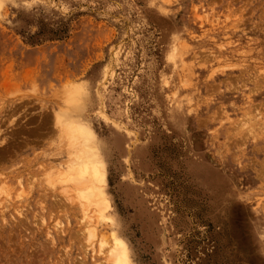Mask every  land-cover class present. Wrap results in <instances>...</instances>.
Here are the masks:
<instances>
[{
  "label": "rangeland",
  "instance_id": "1",
  "mask_svg": "<svg viewBox=\"0 0 264 264\" xmlns=\"http://www.w3.org/2000/svg\"><path fill=\"white\" fill-rule=\"evenodd\" d=\"M83 142L107 211L60 181ZM114 236L264 264V0H0V264H110Z\"/></svg>",
  "mask_w": 264,
  "mask_h": 264
},
{
  "label": "bare ground",
  "instance_id": "2",
  "mask_svg": "<svg viewBox=\"0 0 264 264\" xmlns=\"http://www.w3.org/2000/svg\"><path fill=\"white\" fill-rule=\"evenodd\" d=\"M71 122L72 121H68L67 122L68 124L66 125L72 130L75 136L76 134L78 136H82L81 132H78V133L76 132L75 123L73 122L71 123ZM89 136L90 135L87 134L85 137V140H88ZM78 146L79 144L77 145V147ZM75 152L76 151H74L73 153L74 155H76V157L75 156L73 157H75L76 160L68 164L65 170L58 172L59 174L62 175L60 181L63 180L64 182H67V181L70 182L74 186L76 190L75 192H77L75 196L79 197L81 199V202H83L84 204L86 205L89 204V206H91V204L93 206L94 205L99 206V207L102 206V208H105V211H107L104 195L102 191L99 190L100 184H102L101 182H103L102 178L104 175L102 171V161L98 158L99 156L96 152V149L92 146V144L87 145V144H84L83 142V144H80L77 153ZM76 199L78 200V198ZM86 205L84 206V208L86 207ZM100 211L102 212V210ZM86 221H87V224L91 223L90 220L89 221L86 220ZM88 226H90V224ZM89 232H92V233H89L90 235H94L93 228L92 230L90 229ZM100 242L101 244L108 245V246L106 245L107 246L106 249H101V250H106L105 255H107V257L106 256L105 257L107 260L110 261V264H132L131 259L128 255V252L126 250V246L121 238H119L118 236H114L111 240L109 239V241L106 240L104 242L103 241H100Z\"/></svg>",
  "mask_w": 264,
  "mask_h": 264
}]
</instances>
